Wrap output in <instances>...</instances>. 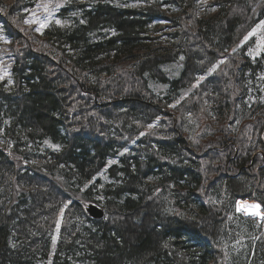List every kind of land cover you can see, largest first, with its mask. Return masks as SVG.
<instances>
[{
  "label": "trees",
  "instance_id": "trees-1",
  "mask_svg": "<svg viewBox=\"0 0 264 264\" xmlns=\"http://www.w3.org/2000/svg\"><path fill=\"white\" fill-rule=\"evenodd\" d=\"M38 1L0 4V264H264V226L237 211L264 209V53L245 41L264 0L206 17L199 0H69L44 37L25 25Z\"/></svg>",
  "mask_w": 264,
  "mask_h": 264
},
{
  "label": "rangeland",
  "instance_id": "rangeland-1",
  "mask_svg": "<svg viewBox=\"0 0 264 264\" xmlns=\"http://www.w3.org/2000/svg\"><path fill=\"white\" fill-rule=\"evenodd\" d=\"M16 0H4V3H9L13 4ZM69 0H52V3L50 5V12L51 15L48 13H45L43 10V7H38L37 5H42L43 3H47V0H39L36 2L33 6L29 7L25 12L27 14V18L25 21L33 20L35 14L36 22L35 23H26L25 25L28 29H30L36 36L39 37H44V30L47 28H51L52 24H57L56 21L61 19L58 17V11L59 9L66 4ZM222 0H199L196 3L197 7V13L199 17H206L214 14L215 12L218 11L219 7L216 6L215 4L220 2ZM2 0H0L1 4ZM59 4L60 7L56 8L55 6ZM162 11L165 13L166 16L170 17L173 16V11L168 9V8H161ZM45 23V27H40L41 23ZM262 22H264V19L256 26L255 34L251 37H255V44L253 49L251 50V55L253 57L260 56L264 53V26H262ZM172 23L168 21L167 19L161 20L160 24L158 26L159 31L157 33L152 34V38L154 39L153 41H150L152 47L157 48L159 44L161 46H167L169 44V36L168 34L172 31ZM259 26V27H258ZM40 28L39 31L36 29ZM6 28L0 21V82L3 81L5 78H8L11 76L12 72V66H13V59L11 56L12 50H11V45L13 44V41L11 39H8L6 37ZM253 32V31H252ZM8 41V42H5ZM261 93L260 94L261 98L264 99V74L261 75V80L259 82ZM242 201V200H240ZM239 201V202H240ZM243 201H254L258 203L256 200H243ZM238 202V208L243 209L244 206L243 204ZM259 204V203H258ZM264 210V209H263ZM238 211V210H237ZM241 215L245 217H250L248 216V212L244 210L238 211Z\"/></svg>",
  "mask_w": 264,
  "mask_h": 264
},
{
  "label": "snow or ice",
  "instance_id": "snow-or-ice-1",
  "mask_svg": "<svg viewBox=\"0 0 264 264\" xmlns=\"http://www.w3.org/2000/svg\"><path fill=\"white\" fill-rule=\"evenodd\" d=\"M51 3H52V0H47V3H43L42 5H37V6H38V7H43L44 12H45V13H48L49 15H51V12H50V5H51ZM55 7H56V8H59L60 5L57 4ZM33 16H34V19H33V20H29V21H25V22H26V23H35V22H36L35 14H33ZM56 23H57V24H60L61 21L57 20ZM81 23H83V21H81ZM45 26H46V24L43 23V22L40 24V27H41V28H42V27H45ZM262 26H264V22H262ZM258 27H259V26H258ZM36 30L39 31L40 28H37ZM255 32H256V30L254 29L253 32L249 33V35L245 37V41H247V40L249 39V37L253 36V35L255 34ZM5 42H8V41H5ZM149 127L151 128L152 125H149ZM141 135H144V133H141ZM259 207H260V206H259V205H256V204H251V205H247V204H246L245 207H244L243 209L238 208L237 210H238V211H240V210L250 211V210H253V209H258ZM250 214H252V215H256V216H260V215H262V214H261L260 212H258V211H250Z\"/></svg>",
  "mask_w": 264,
  "mask_h": 264
},
{
  "label": "water",
  "instance_id": "water-1",
  "mask_svg": "<svg viewBox=\"0 0 264 264\" xmlns=\"http://www.w3.org/2000/svg\"><path fill=\"white\" fill-rule=\"evenodd\" d=\"M86 212L91 218L95 220H101L105 217V210L94 203L87 205Z\"/></svg>",
  "mask_w": 264,
  "mask_h": 264
},
{
  "label": "built area",
  "instance_id": "built-area-1",
  "mask_svg": "<svg viewBox=\"0 0 264 264\" xmlns=\"http://www.w3.org/2000/svg\"><path fill=\"white\" fill-rule=\"evenodd\" d=\"M240 203L243 204L244 207H245L246 204H247V205H251V204L259 205L260 207H259L258 209H253V210H250V211H258V212H260L262 215H260V216L252 215V214H250V211H247V212H248L247 215L250 216V217L255 218V219L257 220V223H258L259 225L264 226V210H263V208L261 207L260 204L254 202V201H241Z\"/></svg>",
  "mask_w": 264,
  "mask_h": 264
},
{
  "label": "bare ground",
  "instance_id": "bare-ground-1",
  "mask_svg": "<svg viewBox=\"0 0 264 264\" xmlns=\"http://www.w3.org/2000/svg\"><path fill=\"white\" fill-rule=\"evenodd\" d=\"M260 204V203H259ZM261 205V204H260ZM262 207V206H261Z\"/></svg>",
  "mask_w": 264,
  "mask_h": 264
}]
</instances>
